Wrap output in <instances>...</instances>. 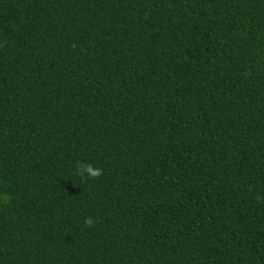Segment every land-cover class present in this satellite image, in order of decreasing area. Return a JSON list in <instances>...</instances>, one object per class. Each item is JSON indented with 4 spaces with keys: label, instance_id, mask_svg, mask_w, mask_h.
<instances>
[{
    "label": "trees",
    "instance_id": "1",
    "mask_svg": "<svg viewBox=\"0 0 264 264\" xmlns=\"http://www.w3.org/2000/svg\"><path fill=\"white\" fill-rule=\"evenodd\" d=\"M0 264H264V0H0Z\"/></svg>",
    "mask_w": 264,
    "mask_h": 264
},
{
    "label": "clouds",
    "instance_id": "2",
    "mask_svg": "<svg viewBox=\"0 0 264 264\" xmlns=\"http://www.w3.org/2000/svg\"><path fill=\"white\" fill-rule=\"evenodd\" d=\"M88 171L91 173L90 176L91 178H99L103 174V170L99 168L96 169L89 168ZM84 223L87 227L94 226V220L91 217L86 218Z\"/></svg>",
    "mask_w": 264,
    "mask_h": 264
}]
</instances>
